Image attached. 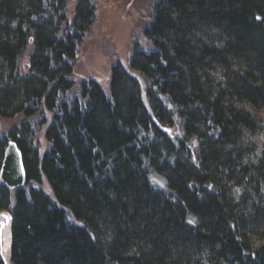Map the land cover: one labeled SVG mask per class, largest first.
I'll use <instances>...</instances> for the list:
<instances>
[{
	"label": "trees",
	"instance_id": "16d2710c",
	"mask_svg": "<svg viewBox=\"0 0 264 264\" xmlns=\"http://www.w3.org/2000/svg\"><path fill=\"white\" fill-rule=\"evenodd\" d=\"M69 1L0 0V264H264V0H154L109 94L72 92Z\"/></svg>",
	"mask_w": 264,
	"mask_h": 264
},
{
	"label": "rangeland",
	"instance_id": "374dc122",
	"mask_svg": "<svg viewBox=\"0 0 264 264\" xmlns=\"http://www.w3.org/2000/svg\"><path fill=\"white\" fill-rule=\"evenodd\" d=\"M154 0H90L95 8V19L89 33L78 47L71 79L73 94L84 82H97L109 94L111 68L121 65L128 69L129 62L136 52L149 53L153 45L144 35L150 22ZM76 0H70L67 7L71 20ZM27 66V60L23 59ZM15 122L2 123V134L16 126ZM20 125V124H19ZM44 125H41L42 134ZM40 134L38 137H40ZM42 138V135L39 139ZM2 257L8 264V253Z\"/></svg>",
	"mask_w": 264,
	"mask_h": 264
},
{
	"label": "water",
	"instance_id": "95a60500",
	"mask_svg": "<svg viewBox=\"0 0 264 264\" xmlns=\"http://www.w3.org/2000/svg\"><path fill=\"white\" fill-rule=\"evenodd\" d=\"M25 182L26 173L21 152L16 143L9 140L0 167V184L12 190L23 187ZM6 222V217L0 215V224H6Z\"/></svg>",
	"mask_w": 264,
	"mask_h": 264
},
{
	"label": "snow or ice",
	"instance_id": "6c2138e0",
	"mask_svg": "<svg viewBox=\"0 0 264 264\" xmlns=\"http://www.w3.org/2000/svg\"><path fill=\"white\" fill-rule=\"evenodd\" d=\"M189 223H192V221H189Z\"/></svg>",
	"mask_w": 264,
	"mask_h": 264
}]
</instances>
